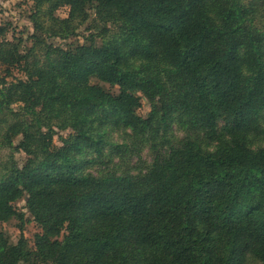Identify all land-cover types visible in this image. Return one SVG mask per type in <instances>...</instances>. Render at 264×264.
<instances>
[{
  "label": "trees",
  "instance_id": "trees-1",
  "mask_svg": "<svg viewBox=\"0 0 264 264\" xmlns=\"http://www.w3.org/2000/svg\"><path fill=\"white\" fill-rule=\"evenodd\" d=\"M32 1L31 48L0 28V264H264V0Z\"/></svg>",
  "mask_w": 264,
  "mask_h": 264
},
{
  "label": "rangeland",
  "instance_id": "rangeland-1",
  "mask_svg": "<svg viewBox=\"0 0 264 264\" xmlns=\"http://www.w3.org/2000/svg\"><path fill=\"white\" fill-rule=\"evenodd\" d=\"M34 3L32 0H0V28L4 29L6 31V38L9 41L13 40H19L22 39L24 42V46H27V48H31V42L29 41V36L33 33V25L30 22V15L33 13ZM69 14V8L62 7L57 12V17H60L62 19L67 18ZM84 33V31H82ZM4 38H1L0 41H3ZM23 46V47H24ZM3 69L0 67V75H2ZM92 84L99 85L101 87H104V89H108L109 87L105 84L100 83L96 79L91 80ZM113 92H116L114 89ZM150 104L145 99L142 98L141 100V107L138 110V114L142 117H146L148 113L150 112ZM174 131V140L180 139L183 137L182 133L179 132V129L177 127L173 128ZM68 135V132L59 133V136H56L54 138V143L56 146H61V140L60 137H65ZM120 133H115L111 136L112 141L122 144L123 138H121ZM145 149L143 152V159H148V147L143 148ZM7 151H3L0 149V164L2 163L3 159L6 158ZM16 160L20 165H22L25 160L26 156L24 154H18L16 157ZM137 160H134L133 163H135ZM97 169V168H96ZM96 169L90 170L94 173L96 172ZM24 207L23 203H20L18 208L22 209ZM27 213V211H24ZM27 221L24 224L23 231L21 232L19 229V222L17 220H13L8 224H3L1 229L6 233V235L10 238L11 242L17 243L21 234L24 235V237L29 241V244L31 246L34 245V239L35 235L39 234L41 232L40 228L34 223V221L31 219L29 214H26Z\"/></svg>",
  "mask_w": 264,
  "mask_h": 264
}]
</instances>
